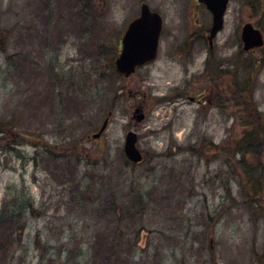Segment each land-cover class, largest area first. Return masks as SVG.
Wrapping results in <instances>:
<instances>
[{"label":"rangeland","instance_id":"obj_1","mask_svg":"<svg viewBox=\"0 0 264 264\" xmlns=\"http://www.w3.org/2000/svg\"><path fill=\"white\" fill-rule=\"evenodd\" d=\"M142 2L164 18L159 55L104 80ZM86 3L0 0V215L31 197L20 220L0 224V264H85L98 234L111 250L125 226L102 209L126 208L131 191L146 201L120 249L129 264H264V207L248 206L258 194L236 145L264 113V46L241 41L247 22L264 31V0H229L212 48V14L197 0ZM131 129L137 166L123 150ZM262 141L245 163H264Z\"/></svg>","mask_w":264,"mask_h":264},{"label":"trees","instance_id":"obj_2","mask_svg":"<svg viewBox=\"0 0 264 264\" xmlns=\"http://www.w3.org/2000/svg\"><path fill=\"white\" fill-rule=\"evenodd\" d=\"M90 1L92 0H87L86 3L87 7H89L88 4ZM104 68L105 69L101 72V76L103 77L104 80L107 78L114 81H116V79L117 80L122 79V77L116 73L114 69L113 61H109L104 66ZM93 102L94 101L92 100V103ZM263 133H264V113L260 111H256L255 119L252 121V123H250V128L246 131L244 135H242L239 138L238 142L236 143L239 152L242 154V158L240 160V163H244L242 165V168H244V171L246 172L247 175L248 174L252 175V177H250L249 182L251 183L253 190L258 194L249 198L250 202L248 206L250 207L252 206H256L260 208L264 207L263 205L264 202H261L260 199L258 198L260 196L259 194L264 193V163L261 166H256V167L251 166L250 164L245 163L244 156L246 155L244 153H249L258 157V155L260 154L259 153L260 148L258 147L259 146L258 142L261 136L263 135ZM260 144L261 146H264V141H262ZM193 150L196 151V146L195 145L189 146V151L193 153ZM205 152H209L208 147H206ZM143 162L144 160L140 163H131L127 161V163L132 164L133 166L141 165ZM86 190L91 191L89 188H87ZM26 195L27 193L24 194L23 196L24 199L22 200L21 204L16 203L14 199L13 207L15 209L12 212H9L6 209L7 205L3 206L0 215V224L1 222L2 223L10 222L11 219L20 220L22 213L25 212L27 208H29L28 207L29 205H31V201H30L31 197H26ZM123 199H124V203H127L126 208L125 207L121 208V206L117 207L115 203L108 201L107 203H109L111 207H104L102 210L111 211V213L114 214V217H112L111 219H115V222L121 225V229L122 226H125L124 230H126V232H124V230L122 229L123 232L121 234L122 235L121 238H116V242H115V238L109 241L111 250L108 247H104L105 244H107L108 242L104 241L105 239L102 240L100 234H98V237L95 236L96 237L95 241L90 240L88 242L89 249L86 258L84 259L85 264H99L100 260H101L100 264H129V258L124 255L125 251L123 248V244L124 245L127 244L126 241H129L128 237L130 238L131 234L134 235L136 234V232H129L131 230V226L132 227L137 226L135 222L138 221L137 218L141 215L140 214L141 212L134 207L137 204L144 205L146 200L144 198L143 192L135 193L134 191L133 192L131 191V195L130 193H128L125 197H123ZM99 209H101V207H99ZM120 249L124 254L120 251ZM100 252H103V254H105L101 259H100Z\"/></svg>","mask_w":264,"mask_h":264},{"label":"water","instance_id":"obj_3","mask_svg":"<svg viewBox=\"0 0 264 264\" xmlns=\"http://www.w3.org/2000/svg\"><path fill=\"white\" fill-rule=\"evenodd\" d=\"M205 3L213 14L212 26L209 33V43L213 46L214 38L223 29L225 23V13L229 0H199ZM163 19L160 13L153 11L147 3H143L141 15L134 19L128 26L123 39L122 49L115 60L116 71L128 77L134 73L138 67L154 61L159 53ZM244 50H250L264 45V33L252 22L243 25L241 31ZM133 118L141 122L145 118L142 107L134 110ZM109 117H107L99 131L94 134L97 138L107 128ZM138 134L134 130H129L125 136L124 153L126 157L135 163L143 160V153L139 149Z\"/></svg>","mask_w":264,"mask_h":264},{"label":"flooded vegetation","instance_id":"obj_4","mask_svg":"<svg viewBox=\"0 0 264 264\" xmlns=\"http://www.w3.org/2000/svg\"><path fill=\"white\" fill-rule=\"evenodd\" d=\"M143 3H144V2H142V4H143ZM142 4H141V6H142ZM198 4H201V3L198 2ZM140 13H141V12H140ZM139 15H140V14H139ZM139 15H138V16H139ZM138 16H136V17H138ZM136 17H134V18H136ZM132 20H133V19H132ZM132 20H131V21H132ZM131 21H130V22H131ZM130 22H129V23H130ZM128 25H129V24H128ZM128 25H127V27H128ZM127 27H126V29H127ZM126 29H125V30H126ZM124 32H125V31H124ZM123 34H124V33H123ZM122 36H123V35H122ZM62 39H63V37L60 38L59 40H62ZM121 39H122V37H121ZM60 42H61V41H60ZM60 42H59V43H60ZM120 42H121V40H120ZM120 42H119V43H120ZM133 75H134V74H133ZM133 75H132V76H133ZM130 77H131V76H130ZM60 100H61V98L59 97V98H58V104H59ZM194 101H197L198 103H201V102H202V97L195 96ZM142 105H143V107H144V104H142ZM58 106H60V105H58Z\"/></svg>","mask_w":264,"mask_h":264}]
</instances>
